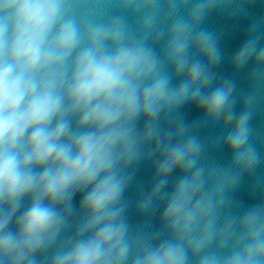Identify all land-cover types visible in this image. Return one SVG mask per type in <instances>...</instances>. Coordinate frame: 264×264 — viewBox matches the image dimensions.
I'll return each instance as SVG.
<instances>
[{"label":"clouds","instance_id":"obj_1","mask_svg":"<svg viewBox=\"0 0 264 264\" xmlns=\"http://www.w3.org/2000/svg\"><path fill=\"white\" fill-rule=\"evenodd\" d=\"M231 2L0 0V264H264V202L234 210L231 195L262 159L252 112L233 110L231 81L207 90L221 54L201 25ZM259 41L233 63L264 79ZM186 103L222 121L228 167L202 162ZM157 152L139 208L163 202L162 227L134 231L128 169Z\"/></svg>","mask_w":264,"mask_h":264}]
</instances>
